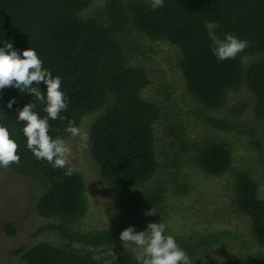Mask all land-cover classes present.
I'll list each match as a JSON object with an SVG mask.
<instances>
[{
  "label": "trees",
  "instance_id": "16d2710c",
  "mask_svg": "<svg viewBox=\"0 0 264 264\" xmlns=\"http://www.w3.org/2000/svg\"><path fill=\"white\" fill-rule=\"evenodd\" d=\"M96 1L0 0V47L11 42L20 53L34 49L44 69L61 78V90L69 103L67 111L60 114L65 119H49L53 139L66 141L71 135L65 129L71 121L80 128L84 119L93 117L88 129L89 155L103 183L131 191L125 202L136 204V220L101 230L82 229L88 212L83 176L75 171L68 177L67 169L37 161L27 148L24 122L17 119L18 110L34 102V111L47 117L46 85H34L45 94L44 103L6 88L0 92V125L6 126L18 143L21 159L10 171L0 168V175L24 176L39 191L35 210L46 222L31 238L51 232L61 240L57 245L41 242L21 247L12 253L20 257L16 264H106L100 256L110 249L118 253L111 264H137L134 252L123 248L119 236L130 226L140 232L149 223L163 222L168 189L166 185L147 188L158 173L170 170L167 181L172 196L183 199L189 183L182 175V158L189 150L198 148L197 164L207 177L219 178L232 169V143L209 136L199 145L190 143L177 114L162 119V106L142 97L152 81L144 67L130 64L128 55L144 53L139 39L166 43L178 51L176 67L186 96L199 107L188 112L206 129L229 133L245 127L239 121L245 105L241 103L237 110L227 107L229 93L243 88L251 93L255 122H264V0H165L164 7L157 9L148 0H104L103 6L89 15L87 11ZM226 34L251 41V46L235 59L219 61L212 52L214 41L223 40ZM245 58H252L246 68ZM13 98L16 103L9 109L7 103ZM224 112L232 118H225ZM161 119L167 123L164 132L172 138L171 147H177L175 156L164 164L156 152L155 126ZM246 132L249 145L261 152L259 130L251 126ZM233 189L235 210L250 221L252 238L264 248V199L257 183L248 173H236ZM152 208L156 215H145ZM1 231L8 239L18 234L11 222L3 223ZM224 236L230 234L193 233L186 239H174L196 263L197 251L220 244Z\"/></svg>",
  "mask_w": 264,
  "mask_h": 264
},
{
  "label": "rangeland",
  "instance_id": "374dc122",
  "mask_svg": "<svg viewBox=\"0 0 264 264\" xmlns=\"http://www.w3.org/2000/svg\"><path fill=\"white\" fill-rule=\"evenodd\" d=\"M103 1L97 0L87 13L91 15L102 7ZM148 2L151 3V0ZM139 40L144 53L129 52L128 55L131 58L130 64L144 67L152 81L150 86L142 91V97L162 106V119L177 114L184 123L190 143L197 141L196 144L199 145L206 136L220 137L232 143L234 149L232 169L219 178H210L201 173L197 164L200 151L197 147L189 150L185 158H182V175L186 176L189 183L188 194L183 199L172 196L171 184L167 181V173L170 170L158 173L147 186L151 189L166 185L168 189L162 220L166 226L165 235L186 239L193 236V233L230 234L224 236L220 244L213 245L207 248L208 250L197 251L194 256L197 262L192 264L264 263L261 261L264 260V248L252 238L250 221L240 215L234 207L233 184L236 173H248L258 185L259 196L264 199V122L254 120L251 93L243 88L237 92H230L227 99L228 109L233 107L237 110L241 103L245 105L239 119L245 127L229 133L213 128L206 129L204 123L188 112L199 107L197 102L186 96L181 74L176 67L178 51L166 43ZM251 61L252 58H245L244 68ZM165 93H168V96ZM224 113L225 118H232L229 113ZM162 119L155 126V132L157 156L159 162L164 164L166 160L170 161L175 156L173 153L177 151V147H171L172 138L166 136L164 130L167 123ZM92 121L93 117L84 119L80 126L82 135L70 136L66 140L72 150L69 166L74 167L83 176L87 187L88 212L81 222V227L85 231L131 223L137 216L136 204L125 202L131 191L110 188L99 178L98 169L86 146L88 139L83 138L84 135L88 138V129ZM251 126L259 130L258 138L263 142L261 152L253 145H249L250 135L246 131ZM38 193L34 183L24 176L5 172L0 175V264L18 263L20 257H15L12 253L21 247L30 248L41 242L55 245L61 243L57 235L51 232L31 238V235L46 222L35 210ZM5 222L16 224L18 228L16 237L8 239L3 235L1 226ZM117 256L118 253L110 249L100 257L106 264H111Z\"/></svg>",
  "mask_w": 264,
  "mask_h": 264
},
{
  "label": "clouds",
  "instance_id": "9594fccd",
  "mask_svg": "<svg viewBox=\"0 0 264 264\" xmlns=\"http://www.w3.org/2000/svg\"><path fill=\"white\" fill-rule=\"evenodd\" d=\"M153 9L162 8L165 0H151ZM213 55L219 61L235 59L240 53L251 46V41L241 40L232 34H226L223 40L214 41ZM43 83L47 87L46 118H41L34 111L36 103H29L18 110V121L24 122L23 135L26 137L27 148L37 161H46L53 168L67 169L65 175L71 177L76 169L69 166L71 147L66 141L49 135V119H65L61 113L68 109V99L61 90L62 80L59 76L53 77L52 73L43 67V61L37 52L28 48L20 53L13 49L11 42H5L0 47V92L6 88H15L20 93H28L34 101L45 102V94L34 85ZM16 100L13 98L7 103L12 108ZM72 137L82 135L81 129L71 121L65 129ZM83 138L87 140V136ZM87 146V145H86ZM18 143L10 137L6 126L0 125V168L11 170L13 164L19 166L20 156ZM145 215H156L152 208ZM164 223H149L144 231L137 232L133 227H127L120 233L119 239L124 249H132L137 264H192L188 254L177 244L171 235H165Z\"/></svg>",
  "mask_w": 264,
  "mask_h": 264
}]
</instances>
